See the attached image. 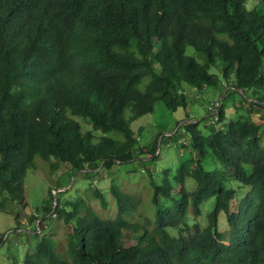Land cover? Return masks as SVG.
Masks as SVG:
<instances>
[{"label":"trees","instance_id":"obj_1","mask_svg":"<svg viewBox=\"0 0 264 264\" xmlns=\"http://www.w3.org/2000/svg\"><path fill=\"white\" fill-rule=\"evenodd\" d=\"M247 1L0 0V212L11 214L10 201L27 206L25 180L40 170L38 159L53 170L55 159L81 171L151 158L140 164L154 208L152 218L141 215L144 223L133 220L140 200L113 184L115 219L101 218L83 197L57 199L52 214L50 189L42 213L31 218L42 235L22 262L11 256L12 264H264V0L250 12ZM186 84L223 85L230 89L224 100L238 94L241 106L228 120L220 103L208 136L199 123L184 124L190 155L174 185L170 170L158 178L145 164L156 162L158 138L140 146L131 124L158 102L186 109ZM75 117L103 135L85 131ZM112 131L124 139L108 136ZM209 159L216 172L204 169ZM88 199L110 207L100 189L92 187ZM222 214L228 232L221 231ZM53 220L64 224L65 242L47 234ZM15 226L25 228L18 217ZM129 237L135 243L126 246Z\"/></svg>","mask_w":264,"mask_h":264},{"label":"rangeland","instance_id":"obj_2","mask_svg":"<svg viewBox=\"0 0 264 264\" xmlns=\"http://www.w3.org/2000/svg\"><path fill=\"white\" fill-rule=\"evenodd\" d=\"M245 7L250 12L263 6L259 4L258 0H248ZM187 53L196 57L202 63L193 48L189 47ZM211 74L220 76V73L214 69L211 70ZM185 89L189 97V106L186 109L179 108L177 111H170L162 102H158L153 113L143 116L131 124V128L142 147L149 146L157 138L159 141L164 137H172L167 139L163 146L161 145L158 155L156 153V162H146L145 164H148V167L152 168L156 173L158 172V178L162 177V170H170V179L174 185V177L178 168L183 160L190 155L189 138L182 128L185 123H190L187 115L191 116L190 121L199 123V130L205 136H208L211 134L214 120L213 113L209 114L212 107H216L218 103L219 105L220 103L224 104L227 119L235 120L237 118L235 104L238 102V105L241 106L239 102L241 98L238 94H233L230 98L224 100L228 89L223 85L218 88L198 90L186 84ZM241 113L245 114V111H241ZM75 120L82 124L85 131H93L97 136L103 135L102 132L93 130L92 125L85 119L75 117ZM169 133H173V135H168ZM107 135L116 139H124L122 134L115 131ZM182 147L186 149L184 150ZM38 163L40 170L38 172L28 171L25 180V203L27 206L24 207L23 204L17 201H10L8 209L11 214L0 212V238L5 235L3 243L0 244V264H12L10 257L13 255L22 262L24 255L36 245L38 241L36 235L42 234L41 231H34L35 224L31 223V218L38 213H42L41 209L47 204L46 201L49 199L48 193L50 189H55L58 192V199L62 204L66 201H75L79 197H83L87 199L88 203L101 218L115 219L117 201L111 193V187L115 184L125 192L136 195L138 200H140L138 215L133 220L144 223L145 219L141 215L147 218L153 217L154 208L151 202L153 187L150 177L143 172L140 162L115 163L110 169L104 168L103 164H101L97 169H93L89 173H79L72 166L62 164L55 159L52 160V163L58 164L57 170H53L51 165L44 163L41 159H38ZM203 167L210 173L218 170L217 163L210 159L203 163ZM92 187L100 189L105 194L110 206L109 209H103L97 200L88 199ZM195 188V182L192 178H189L187 180V189L193 191ZM234 188L240 189V191L245 193L249 191V188H242L238 183H234ZM170 204L172 203L170 202ZM213 208L214 199L202 206L204 215ZM15 217H18L20 223L25 226L24 229L16 230L18 226H15ZM50 217H44L43 219ZM205 220V216H203L201 218L202 225H205ZM219 222L221 231L228 232L225 214L220 216ZM48 223L46 224L47 234L52 232L53 235L60 237L65 242L67 232L64 224L59 220H53ZM36 225H38V222ZM134 243L135 239L129 237L126 241V246Z\"/></svg>","mask_w":264,"mask_h":264},{"label":"water","instance_id":"obj_3","mask_svg":"<svg viewBox=\"0 0 264 264\" xmlns=\"http://www.w3.org/2000/svg\"><path fill=\"white\" fill-rule=\"evenodd\" d=\"M232 89H236V88L232 87ZM229 90H230V89H228L227 92H228ZM236 90L239 91L238 89H236ZM227 92H226V93H227ZM218 106H219V103H218L217 106H216V112L213 113V116H216V115L218 114ZM188 122L193 123V124L197 123V122L190 121V120H189ZM168 135H173V133H169ZM162 140H163V138H161V139L158 141L157 155H158V153H159V151H160V148H161V145H162ZM150 160H151V159L136 158V159L133 160V161L144 162V161H150ZM130 162H132V161H129V163H130ZM104 163H105V162H103L102 164L104 165ZM115 163H119V164H121V162L118 161V160H115ZM92 171H93V170H91V169H85V170H81V171H79V173H89V172H92ZM54 194H55V203H54V208H53L52 214L56 211L57 199H58V192L55 191ZM38 223H40V221H39ZM39 231H40V229H39Z\"/></svg>","mask_w":264,"mask_h":264}]
</instances>
